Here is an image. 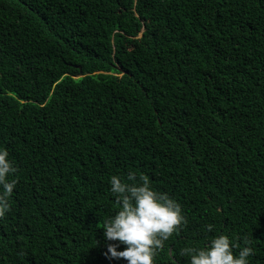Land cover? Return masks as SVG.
Here are the masks:
<instances>
[{"label":"trees","instance_id":"1","mask_svg":"<svg viewBox=\"0 0 264 264\" xmlns=\"http://www.w3.org/2000/svg\"><path fill=\"white\" fill-rule=\"evenodd\" d=\"M0 147V264H126L101 227L130 171L187 219L155 264L221 233L264 264V0H0Z\"/></svg>","mask_w":264,"mask_h":264},{"label":"clouds","instance_id":"2","mask_svg":"<svg viewBox=\"0 0 264 264\" xmlns=\"http://www.w3.org/2000/svg\"><path fill=\"white\" fill-rule=\"evenodd\" d=\"M16 171L8 150L0 147V218L10 211ZM108 183L117 210L104 219L103 238L124 247L117 251L118 245L109 243L106 256L123 258L126 264H155L154 258L164 241L187 224L180 203L167 192L154 190L147 176L137 178L131 171L126 178L112 175ZM204 231L211 233L214 226L207 223ZM180 255L188 257V264H249L252 248L247 240L238 245L221 233L212 236L203 247L182 248Z\"/></svg>","mask_w":264,"mask_h":264}]
</instances>
